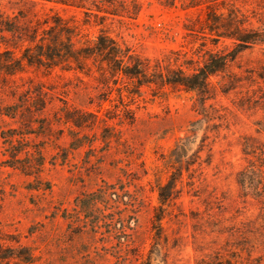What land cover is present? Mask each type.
Returning <instances> with one entry per match:
<instances>
[{"label": "rangeland", "instance_id": "1", "mask_svg": "<svg viewBox=\"0 0 264 264\" xmlns=\"http://www.w3.org/2000/svg\"><path fill=\"white\" fill-rule=\"evenodd\" d=\"M139 1L136 16L119 8L104 24L75 7L47 3L36 10L40 16L55 7L52 14L74 25L77 42L103 30L151 59L173 50L188 57L224 50L210 40L204 47V34L189 30L202 28L212 3ZM213 5L238 11L246 27L264 31V0ZM19 9L27 14L16 0H0L11 16ZM86 69L26 66L0 76V110L14 114H0V264L264 258V43L212 76L213 98L206 100L148 87L141 96L121 97L122 83L103 84L92 60ZM17 151L28 173L5 163ZM165 186L163 205L158 189Z\"/></svg>", "mask_w": 264, "mask_h": 264}, {"label": "trees", "instance_id": "2", "mask_svg": "<svg viewBox=\"0 0 264 264\" xmlns=\"http://www.w3.org/2000/svg\"><path fill=\"white\" fill-rule=\"evenodd\" d=\"M16 1L24 5L27 14L19 9L16 16H11L0 10V76H14L23 72L26 66L45 67L48 70L59 67L84 72L92 60L103 84L109 86V80L114 84L122 83V88H118L121 97L141 96L143 88L148 87L161 91L170 88L196 92L204 100L213 98L214 86L210 78L224 72L244 49L264 43V31L246 27L238 11L225 6L215 8L213 4L217 0H204V3L212 4H207L202 28L189 30L204 34V47L206 40H210L217 48L222 43L224 50L209 49L203 53L195 50L189 57L186 52L173 50L163 57L151 59L123 46L103 30L92 40L77 42L74 25L58 13L52 14L55 7L50 8L51 13L44 12L40 16L39 10H36L37 6L47 3L75 7L85 10L87 14H95L100 19L99 24H104L109 15H118L119 8L128 15L136 16L141 10L139 0ZM167 1V6L176 3V0ZM18 51H21L19 56ZM0 114L14 115L2 109ZM261 151L264 153V146ZM17 153L20 152L17 151L5 163L28 173L31 171L29 166H20ZM165 188L158 189L159 201L163 205L169 200ZM161 219V216H157V220ZM256 264H264V258H257Z\"/></svg>", "mask_w": 264, "mask_h": 264}]
</instances>
